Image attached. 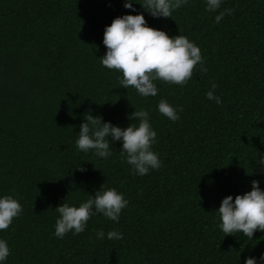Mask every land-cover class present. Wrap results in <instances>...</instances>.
I'll return each instance as SVG.
<instances>
[{
    "label": "trees",
    "instance_id": "obj_1",
    "mask_svg": "<svg viewBox=\"0 0 264 264\" xmlns=\"http://www.w3.org/2000/svg\"><path fill=\"white\" fill-rule=\"evenodd\" d=\"M224 8L233 12L219 24L204 0L169 18L143 13L150 27L194 42L207 72L197 66L182 87L155 81L156 96L141 97L99 61L104 27L136 14L122 0H0V195L23 208L0 231L5 264H243L264 252V231L248 240L217 227L224 196L251 190L253 179L264 189V0H223ZM210 82L220 104L205 97ZM161 98L182 106L177 121L157 111ZM141 108L161 168L132 174L119 141L107 159L76 149L85 112L125 128ZM101 185L128 200L119 221L97 215L80 234L52 235L54 209L78 206ZM97 229L123 238L98 240Z\"/></svg>",
    "mask_w": 264,
    "mask_h": 264
},
{
    "label": "clouds",
    "instance_id": "obj_2",
    "mask_svg": "<svg viewBox=\"0 0 264 264\" xmlns=\"http://www.w3.org/2000/svg\"><path fill=\"white\" fill-rule=\"evenodd\" d=\"M189 0H122V7L136 14L126 13L112 19L103 30L102 44L106 51L99 58L101 66L117 70L119 87L133 88L141 97L156 96L158 87L155 81L184 86L193 77V70L207 72L205 58L199 47L184 35L169 36L164 30L150 27L143 13L152 18H169L173 12L186 5ZM207 12L217 13L214 22L219 24L225 15H232L233 10H220L223 0H204ZM139 4L142 12L133 7ZM219 10V11H218ZM217 85L210 82L206 99L221 103L219 95H214ZM157 111L168 120L179 119L182 106L173 107L161 98ZM79 125L75 147L78 151L107 159L112 155L110 144L120 143L119 155L130 166L132 174L144 176L150 170L162 167L159 154L152 146L156 143V132L149 121V112L144 109L134 110L128 119L138 121L121 128L100 116L85 112ZM84 113V114H85ZM108 137L111 139L109 140ZM264 167V154H259V167ZM261 182L251 180V190L243 194L224 196L215 212L219 216L217 227L224 236L242 237L253 240L256 231H264V189ZM128 200L115 188L100 186L94 195L77 205L62 202L54 210L58 214L54 224V235L62 239L71 232L77 235L85 231L90 218L102 215L117 223L121 212L126 209ZM23 212L21 203L13 195H0V231L8 229L14 218ZM96 239L120 240L123 233L116 229L107 234L102 229L95 231ZM10 255V248L5 239H0V264ZM243 264H264V252L259 256H246Z\"/></svg>",
    "mask_w": 264,
    "mask_h": 264
}]
</instances>
